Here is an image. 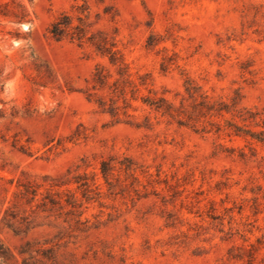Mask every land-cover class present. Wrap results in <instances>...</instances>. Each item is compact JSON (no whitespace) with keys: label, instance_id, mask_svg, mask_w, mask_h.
Instances as JSON below:
<instances>
[{"label":"rangeland","instance_id":"1","mask_svg":"<svg viewBox=\"0 0 264 264\" xmlns=\"http://www.w3.org/2000/svg\"><path fill=\"white\" fill-rule=\"evenodd\" d=\"M61 13L114 43L123 75L52 36ZM200 94L234 115L143 102ZM263 120L264 0H0V264H264V143L244 133ZM50 184L78 206L42 205Z\"/></svg>","mask_w":264,"mask_h":264},{"label":"trees","instance_id":"2","mask_svg":"<svg viewBox=\"0 0 264 264\" xmlns=\"http://www.w3.org/2000/svg\"><path fill=\"white\" fill-rule=\"evenodd\" d=\"M80 23L77 25H74L72 22V17L68 13H61L58 17L55 18V20L51 23L49 27V32L57 39H62L65 37H69L72 40H78L79 42L84 41L85 38H87L96 48V50L103 56H107L109 58V62L117 67L118 72L123 75L124 68H125V62L122 59V55L120 52L115 48L114 43L109 42V40L106 37L103 38H96V34H91L90 36H87V31L85 28L84 20L79 17ZM102 67L98 66L96 68L95 72V85L103 87L106 83V74L103 73ZM186 85V91L187 93L193 97L196 93L194 90L195 87L192 84L191 79H187L185 81ZM201 99L197 102H195L192 105V110L185 111L181 110V107L175 106L173 103L168 102L165 98H159V99H153L151 97H144L143 102L155 107L157 110H161L164 114H167L173 118H178L182 115L187 117L188 120H198L201 117H207V116H224L225 113H232L234 115V99L231 104L224 102V101H213L210 99L207 95L200 94ZM99 105L105 108V103L103 101L99 100ZM113 106H110V111L113 113ZM236 116L241 117L244 121L247 119H255L259 113L251 111L249 112V116H245L240 111L236 112ZM187 121V120H186ZM178 122L181 125H188V122H185L184 120L179 119ZM264 124V120L262 121ZM206 127L203 129L205 130ZM220 130V127H217V131ZM239 128L235 130L237 134H239ZM245 135H249L251 138L256 139L262 143H264V130L261 131H253L251 129L244 131ZM112 165L109 160H102L101 162V172L103 176L105 177L106 181L108 182V176L110 171H112ZM75 183H80L81 186H87L86 190H89V184L88 182H80L79 180H75ZM110 183V182H108ZM41 184L35 183L24 186V190L21 191L22 194L29 196L32 195V199L36 198L38 195V189ZM55 185L60 184H50L49 188H46L47 194L42 199V205L49 206L52 208H60L62 209L63 206H70L71 208H76L78 206V199L76 198L74 193H71L70 191L66 193L67 197L63 200L60 196V192H57V197H55L53 190V187ZM82 212H80L81 215ZM80 221V220H78Z\"/></svg>","mask_w":264,"mask_h":264}]
</instances>
